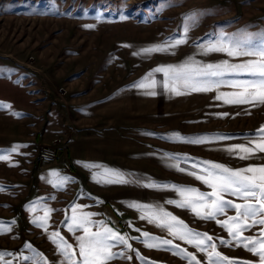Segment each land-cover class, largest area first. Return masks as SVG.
Listing matches in <instances>:
<instances>
[{
    "label": "rangeland",
    "instance_id": "obj_1",
    "mask_svg": "<svg viewBox=\"0 0 264 264\" xmlns=\"http://www.w3.org/2000/svg\"><path fill=\"white\" fill-rule=\"evenodd\" d=\"M191 13L200 14L195 23L185 19ZM186 26L187 43L167 53L132 55L184 38ZM245 34L252 45L264 41V0H0V157H7L0 159V264H65L49 238L53 232L72 245L79 260L77 237L83 230L68 228L74 208L78 216L89 215L92 232L106 226L129 239L134 251L117 245L112 251L125 256L110 264H187L172 250L145 247L143 232L173 240L200 264H208L206 252L140 219L144 210L131 204L163 209L190 230L212 236L208 243H215L222 255L259 264L244 248L221 245L220 240L231 238L215 220H202L168 201L181 200L173 186L211 191L187 174L203 167L193 169V163L209 161L231 169L264 165V154L240 160L223 150L247 143L246 137L264 126V106L216 100L217 92L234 91L227 84L216 91L176 96L162 87L163 73H154L155 96L133 86L155 68L179 65L189 57L203 64L251 59L203 54V47L221 36L232 41ZM222 113L228 115L221 118ZM56 135L64 143L58 162L67 163L75 145H88L96 151L89 158L107 162L108 172L93 180L86 171L43 178V172H56L58 166L43 164L36 155ZM196 137H208L209 142H184ZM174 164L186 171L176 170ZM113 172L127 183L109 182L116 180ZM150 183L161 187H144ZM225 199L243 202L230 195ZM46 209L47 231L37 226ZM234 215L235 210L227 209L217 219ZM259 232L257 225L244 236Z\"/></svg>",
    "mask_w": 264,
    "mask_h": 264
},
{
    "label": "snow or ice",
    "instance_id": "obj_2",
    "mask_svg": "<svg viewBox=\"0 0 264 264\" xmlns=\"http://www.w3.org/2000/svg\"><path fill=\"white\" fill-rule=\"evenodd\" d=\"M198 13H191L185 18L195 23ZM92 27V26H89ZM188 27L184 29V38L176 39L164 45H152L132 53L134 56H150L154 53H167L170 49L177 48L187 43ZM127 48L130 45H123ZM211 52L223 53L230 58L251 57L241 63H230L224 60L220 63L203 64L196 61L194 57H189L184 63L179 65L159 66L149 72L144 79L133 85L139 89H147L146 95L155 96L154 89L157 87V80L153 78L154 73H163L164 81L162 87L165 91L176 96L196 93H207L216 91L221 84H227L234 89L232 92H217L216 100L222 101L226 105H249L251 107L264 106V41L257 45L251 44V38L246 34L240 39L225 41L223 36L214 43H209L203 47V54ZM171 54H175L172 52ZM248 76L250 79L223 80L222 77ZM3 107V105H0ZM250 114V112H249ZM227 113L220 114L221 118ZM142 135H154L152 133H142ZM177 140L181 139L178 134H174ZM215 139H227V137H215ZM247 143L230 146L226 151L230 156H235L240 160H249L260 157L264 154V126H261L257 133L247 136ZM184 142L192 144H203L209 142L208 137H196L185 139ZM7 159V157H0ZM187 159V158H186ZM197 172H188L196 180L206 185L210 192L202 193L196 188L173 186L174 190L181 197L180 201L169 200L168 203H175L177 207L190 210L195 216L202 220H215L218 225L224 228L230 240H220L224 246L242 247L254 256L258 257L259 264H264V165H249L240 169H231L222 164L200 161L193 163V169ZM176 170L184 172L178 165H172ZM116 180L109 182L127 183L118 173H110ZM144 187L158 188L154 183L145 184ZM232 196L242 200L236 203L233 200L225 199ZM130 207L144 210L140 219H147L149 223H155L157 227L166 229L168 234L175 240L183 241L192 245L200 252H206L208 264H251L248 261H238L234 258L224 256L217 250L215 243L209 244L213 237L207 233H198L190 230L182 220L173 216L163 209H155L151 205L131 204ZM227 209L235 210L234 216H228L226 220H219L217 216L226 215ZM76 208L73 209L69 231L82 229L83 235L77 237L79 247V260L71 244L67 243L60 236L59 232H53L49 237L56 245L57 250L64 257L65 264H110L116 258H123L124 252H113L117 245H123L130 251L132 245L125 235H120L112 228L103 226L102 230L92 232L90 228L89 215H76ZM50 210H45V215L39 217L37 226L47 231V221ZM37 221H34L36 223ZM257 225L260 232L257 236H244V232ZM145 238L144 246L149 249L172 250L173 255L179 256L187 261V264H200L195 255L174 244L170 239H159L149 236L143 232ZM110 241L114 243H109ZM210 248V250H209ZM137 257L144 260L136 253ZM2 259V256H0ZM131 259V257H127ZM47 264V261H45Z\"/></svg>",
    "mask_w": 264,
    "mask_h": 264
},
{
    "label": "crops",
    "instance_id": "obj_3",
    "mask_svg": "<svg viewBox=\"0 0 264 264\" xmlns=\"http://www.w3.org/2000/svg\"><path fill=\"white\" fill-rule=\"evenodd\" d=\"M58 137L57 135L54 137L56 138ZM86 146H84L83 144H77L75 145L73 148H71L68 152L69 154V159H67V162L69 163V165L71 166V173L69 174H61L60 173V168L58 167H53L52 165L49 166V168H57L58 170L56 172H50L48 175H44V172L42 174V177L46 178L49 175L52 174H60L62 176H69V175H73L74 174H79L81 171L83 172H89L91 174L90 180H93L94 177L96 178H100L103 177L104 173L108 172L109 169V165H107V162L104 163L102 160H98L100 159V157L95 158V159H90V155H93V157L96 156V151H90L89 150V146L87 145V148H85ZM95 150V149H94ZM98 156L102 155L101 152H99V154H97ZM39 174V173H38ZM88 177V178H89ZM75 179V177H73Z\"/></svg>",
    "mask_w": 264,
    "mask_h": 264
},
{
    "label": "built area",
    "instance_id": "obj_4",
    "mask_svg": "<svg viewBox=\"0 0 264 264\" xmlns=\"http://www.w3.org/2000/svg\"><path fill=\"white\" fill-rule=\"evenodd\" d=\"M60 92L64 93V90L61 89ZM62 141L58 138L52 139L48 144H42L37 152L36 158L37 161L45 164V163H53L60 168L61 174H68L71 172V166L69 163L64 162L61 160L58 162L59 159V151L63 145ZM61 146V147H59ZM121 228L127 230V225H121Z\"/></svg>",
    "mask_w": 264,
    "mask_h": 264
}]
</instances>
